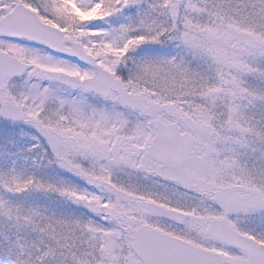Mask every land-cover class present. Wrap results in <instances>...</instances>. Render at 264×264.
<instances>
[{
    "label": "snow or ice",
    "instance_id": "snow-or-ice-1",
    "mask_svg": "<svg viewBox=\"0 0 264 264\" xmlns=\"http://www.w3.org/2000/svg\"><path fill=\"white\" fill-rule=\"evenodd\" d=\"M0 264H264V0H0Z\"/></svg>",
    "mask_w": 264,
    "mask_h": 264
}]
</instances>
